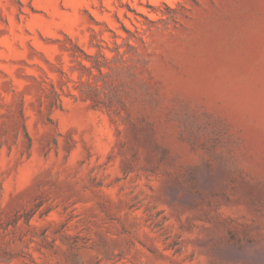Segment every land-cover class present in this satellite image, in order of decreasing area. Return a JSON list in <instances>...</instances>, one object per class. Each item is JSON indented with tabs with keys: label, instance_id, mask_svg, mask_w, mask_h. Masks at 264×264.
I'll use <instances>...</instances> for the list:
<instances>
[{
	"label": "rangeland",
	"instance_id": "1",
	"mask_svg": "<svg viewBox=\"0 0 264 264\" xmlns=\"http://www.w3.org/2000/svg\"><path fill=\"white\" fill-rule=\"evenodd\" d=\"M0 264H264V0H0Z\"/></svg>",
	"mask_w": 264,
	"mask_h": 264
},
{
	"label": "trees",
	"instance_id": "2",
	"mask_svg": "<svg viewBox=\"0 0 264 264\" xmlns=\"http://www.w3.org/2000/svg\"><path fill=\"white\" fill-rule=\"evenodd\" d=\"M29 141H30V137H29V139H28Z\"/></svg>",
	"mask_w": 264,
	"mask_h": 264
}]
</instances>
